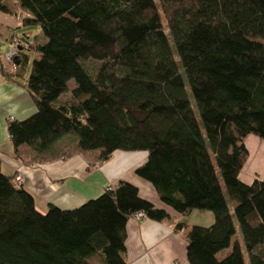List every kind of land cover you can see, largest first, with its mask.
Returning <instances> with one entry per match:
<instances>
[{
  "label": "trees",
  "instance_id": "16d2710c",
  "mask_svg": "<svg viewBox=\"0 0 264 264\" xmlns=\"http://www.w3.org/2000/svg\"><path fill=\"white\" fill-rule=\"evenodd\" d=\"M10 4L0 0V10L15 13L19 6L22 25L40 27L46 38L15 42L19 72L29 59L25 50L34 52L25 85L37 104L27 118L8 120L15 154L23 144L41 154L70 134L78 152H97L100 161L116 149L145 150L135 172L164 204L182 215L193 209L214 215L208 226L176 223L187 261L245 264L238 239L217 257L236 230L219 170L235 201L249 264H264V176L240 178L249 156L245 139H264V0ZM88 60L99 61L94 73ZM65 92L71 95L63 99ZM138 211L169 218L127 181L75 208L49 203L40 211L0 163V264H129L126 222Z\"/></svg>",
  "mask_w": 264,
  "mask_h": 264
},
{
  "label": "crops",
  "instance_id": "0c3cea01",
  "mask_svg": "<svg viewBox=\"0 0 264 264\" xmlns=\"http://www.w3.org/2000/svg\"><path fill=\"white\" fill-rule=\"evenodd\" d=\"M17 9L15 13L0 10V37L8 39L10 35L9 18L24 16L25 12L18 6ZM36 30L26 37L30 39ZM16 41L25 42L17 32L11 38L13 47ZM4 51L3 55L0 53V163L3 173L31 192L40 211H46L49 203L63 209L75 208L101 195L109 185L115 187L119 181L130 182L138 188L142 198L165 209L169 218L157 221L147 216L137 218L132 215L127 219L125 257L129 264H190L186 258V239L175 229L177 222H184V215L164 204L154 185L135 172L146 161L147 151L116 149L109 159L100 161L97 160V152H78L75 138L66 135L41 154L26 144L19 147L18 155L15 154L8 120L27 118L36 112L37 104L25 85L26 80L21 79L23 73L18 71L17 58L8 57L12 51L6 46ZM29 52L25 50L30 61ZM5 58L11 60L6 65ZM250 138L259 147L264 143V139L256 135ZM16 176H20V183L15 180ZM250 176L240 172V178L245 182L252 181ZM206 213L214 218L211 211Z\"/></svg>",
  "mask_w": 264,
  "mask_h": 264
},
{
  "label": "rangeland",
  "instance_id": "374dc122",
  "mask_svg": "<svg viewBox=\"0 0 264 264\" xmlns=\"http://www.w3.org/2000/svg\"><path fill=\"white\" fill-rule=\"evenodd\" d=\"M14 2V0H7V3H11L10 5H12V3ZM160 7V5H159ZM19 9H21L19 6H18ZM16 11H18L17 7H16ZM162 17H163V14H162V10L159 9ZM23 17V15H20V18L17 17V19H15V17L13 18H9L8 19V25L10 26L9 27V30H10V35L8 37V39H4L2 37H0V53L3 55L4 54V46L7 47L8 50L13 49V44L11 43V38L13 36V34L15 32L18 33V35H20L22 38H24V36H27V34H29L30 32H32L33 30H36V32H33V34H36L38 33L39 34V40L41 42L45 41V37L43 36L42 32H41V29L40 27H37V26H34V25H31V26H23L22 25V20L21 18ZM168 36L169 38H171V35L168 31ZM33 37L31 36L30 37V40H32ZM173 52L175 54V57L176 59L178 60V63H179V66H180V70L182 71L183 75H184V78H185V84H186V89L188 91V94H189V97L191 99V103L193 105V108L195 110V113L197 114V117L200 121V116H199V113H198V109H197V106L195 104V101H194V98L190 92V87H189V84H188V81H187V77H186V74L183 70V67L179 61V58H178V55L176 53V50H175V47L173 46ZM31 57H30V61L28 59V62L23 66V71H22V75H21V79L22 81L26 80V78L28 77L29 75V72H30V69H31V64H32V60L34 58V52L31 51L29 52ZM8 59V60H7ZM4 60V64L6 65L7 62L9 63L10 58H5L3 59ZM12 61H15L12 59ZM84 65L86 66V68L91 72V73H94L95 69L97 68V66L99 65V61H96V60H88V61H84ZM68 85L69 87H74L76 86V80L74 78H71L69 81H68ZM71 95L70 92H65L64 94L61 95V97L64 99V98H67ZM251 135H254V134H251ZM251 135H249L246 139L249 143V147H248V150L250 149V152H249V156L247 158V161L243 167V169L241 170V173L242 175H251L250 177L252 178V181L255 179V178H262L264 176V152H262V150H264V143L261 145V147H259V145L253 141L251 137ZM257 136V135H256ZM68 137H75L74 134H70ZM259 137V136H258ZM260 138V137H259ZM72 139V138H71ZM246 139H245V142H246ZM262 139V138H261ZM261 148V149H260ZM263 156V157H262ZM217 174L221 180V184H222V187H223V191H224V194H225V197L227 199V202H228V205H229V208L232 212V215H233V220H234V224H235V233L233 234L232 236V239H231V243L229 246L223 248L221 251H219L217 253V257L219 259H221L222 257L226 256L227 254L230 253V251L232 250V246H233V242L235 239H238L241 243V248H242V251H243V255H244V259H245V264H249V261H248V257H247V248H246V244H245V239L240 231V228H239V223L237 221V218L236 216L234 215V207H233V204L235 201H233V199L231 198L230 194H229V191L222 179V176H221V173L220 171L218 170L217 171ZM251 181V182H252ZM203 211H209V210H203ZM206 212H202V210H199V209H193L189 214L187 215H184V222L189 224V225H193V224H197V225H203V226H208L210 225L213 221H214V218L212 219L210 216L207 215ZM212 213V212H211ZM214 216V215H213Z\"/></svg>",
  "mask_w": 264,
  "mask_h": 264
},
{
  "label": "built area",
  "instance_id": "2783aa9c",
  "mask_svg": "<svg viewBox=\"0 0 264 264\" xmlns=\"http://www.w3.org/2000/svg\"><path fill=\"white\" fill-rule=\"evenodd\" d=\"M16 45H14V47H13V50H12V52L8 55V57H12V56H14V54L16 53ZM15 180L17 181V182H19L20 183V176H16L15 177ZM112 185H109L108 187H107V189H112ZM134 216L135 217H137V218H140V217H143V216H146L145 215V213L143 212V211H138V212H136V213H134Z\"/></svg>",
  "mask_w": 264,
  "mask_h": 264
},
{
  "label": "water",
  "instance_id": "95a60500",
  "mask_svg": "<svg viewBox=\"0 0 264 264\" xmlns=\"http://www.w3.org/2000/svg\"><path fill=\"white\" fill-rule=\"evenodd\" d=\"M14 58H17V55H14Z\"/></svg>",
  "mask_w": 264,
  "mask_h": 264
}]
</instances>
